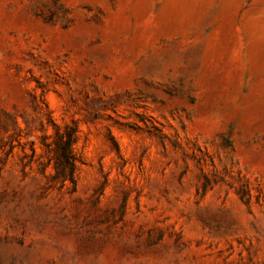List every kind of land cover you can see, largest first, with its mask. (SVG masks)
<instances>
[{"label":"rangeland","instance_id":"374dc122","mask_svg":"<svg viewBox=\"0 0 264 264\" xmlns=\"http://www.w3.org/2000/svg\"><path fill=\"white\" fill-rule=\"evenodd\" d=\"M253 9L0 0V264H264ZM53 123L77 130L73 184Z\"/></svg>","mask_w":264,"mask_h":264},{"label":"trees","instance_id":"16d2710c","mask_svg":"<svg viewBox=\"0 0 264 264\" xmlns=\"http://www.w3.org/2000/svg\"><path fill=\"white\" fill-rule=\"evenodd\" d=\"M53 126L55 128L54 139L51 144H46L50 152V160L53 161V177L62 184L66 181L73 184L75 182V158L72 153V145L76 139V127L65 125L61 129L55 123ZM32 153H35L33 147Z\"/></svg>","mask_w":264,"mask_h":264},{"label":"bare ground","instance_id":"6f19581e","mask_svg":"<svg viewBox=\"0 0 264 264\" xmlns=\"http://www.w3.org/2000/svg\"><path fill=\"white\" fill-rule=\"evenodd\" d=\"M252 12H255V15L250 16L245 25L247 30L254 33L264 28V13L256 14V9H253Z\"/></svg>","mask_w":264,"mask_h":264}]
</instances>
